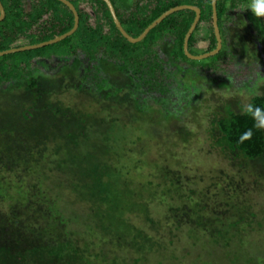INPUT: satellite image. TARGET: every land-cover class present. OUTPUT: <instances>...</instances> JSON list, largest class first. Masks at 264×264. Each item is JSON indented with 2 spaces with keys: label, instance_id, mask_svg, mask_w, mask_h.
<instances>
[{
  "label": "trees",
  "instance_id": "obj_1",
  "mask_svg": "<svg viewBox=\"0 0 264 264\" xmlns=\"http://www.w3.org/2000/svg\"><path fill=\"white\" fill-rule=\"evenodd\" d=\"M66 1L74 7L78 16L77 28L71 36L54 45L31 50L35 52L31 58L10 62L7 58L11 55H7L0 60V93L21 89L19 97H22L20 102L10 107L7 115L3 114L5 119L0 120V122L13 123L9 133L3 132L5 129L0 127V264H94L98 260L96 253L91 254V248L74 238L69 227L71 220L64 217L63 207L56 202L57 199L52 197L49 188L45 186V175L41 171L32 170L34 161L31 157L37 160L38 156L30 152L31 148H36L39 143L49 140L54 149L61 152L66 146L72 150L77 149V138L81 140L85 137L83 127L86 128L87 123L83 120L82 123L85 125L81 126V129L78 126L81 114H74L69 108L54 105V102L47 100V96L52 91L43 88L52 82H46L42 75H38L44 67L41 65L42 62L46 61L54 65L53 73L62 67L78 73V82L73 87L74 91L85 93L95 101L114 96L104 91L108 83L104 78V71H110V75L121 76L124 84L111 87L117 93L124 89L128 100L133 104L131 110L137 115L144 113L149 105H152L163 116L169 118L171 116L174 119L180 114H186L185 108H189V104L196 97L194 89L187 90L176 79L181 73L178 70L181 68L189 70L184 65L186 58L182 44L193 22V12L180 11L168 16L150 30L141 42L131 45L115 29L103 2ZM108 1L114 9L121 28L131 38H137L153 21L170 9L179 6L197 8L200 16L188 39L187 52L192 55L189 50L198 51L199 44L204 46L203 50L199 51L201 55L215 49L211 0H135L129 6L121 3L118 7L111 0ZM246 1L216 0L215 11L221 47L213 56L215 61L211 65L203 69H191L195 75L208 79L213 84L220 78L225 80L230 76L234 80L238 79L235 80L236 83L240 81V76L241 80L250 84L251 77H258L257 73L264 76V28L260 19L255 28L248 22L245 11L240 9V6H245ZM81 3L89 4V12L79 7ZM0 4L4 11V18L0 22V52L53 40L67 33L73 26L70 11L56 0H0ZM238 17L245 20V27L248 29V35L245 37L239 33L236 35L233 31L240 22ZM250 37L251 44L247 42L250 41ZM18 43L22 44L18 45ZM45 48H52V54H48L47 57L42 55ZM236 49L240 52L246 51V54L251 53L249 55L251 57L257 55V60L251 61L253 65L247 66L244 70L242 64L238 62ZM26 53L28 51L24 54ZM5 61L9 63L2 65ZM48 81L52 80L48 79ZM29 99L32 103L20 110ZM42 100L44 103H41ZM249 102L264 110V90L261 89L260 95L251 97ZM238 107L240 111L236 113L231 112L226 117L213 119L211 132L216 136L215 144L234 161L240 162L239 167L244 168L247 165L260 163V159L264 157V130L255 127L259 120H264V111L254 118L245 114L242 107ZM72 118L77 124H73L70 120ZM26 123L31 124L28 133L25 132ZM66 126L70 127V131L61 135L59 129ZM50 127L54 134L49 132V135L44 137L40 130ZM103 154L105 153L100 150V156L94 157L85 152L82 159L85 158L86 162L90 160L89 164L91 162L92 164L88 171L80 173L92 178L91 186L86 187V190L90 191L91 198L98 196L101 201V195L107 196L106 186L110 188L113 185L103 182L107 177V171L110 172L109 163L106 162ZM15 156H18L19 160L14 158ZM77 157L79 158L78 155ZM82 159H78L80 163ZM13 168H18L19 171L10 179L7 175ZM31 172L34 180L32 183H24V177L31 175ZM162 172L167 177V181L163 184L165 187L161 194H164V197L171 194L174 200L175 194L179 197L178 191L173 190L176 188L174 183L176 179L180 181L183 178L179 174H170L167 170ZM51 174L56 176L54 173ZM117 178L118 175L117 177L114 175L115 185L116 182L118 183ZM58 179V177L49 178L54 180V183ZM59 183L63 185L60 180ZM181 195L182 202L186 203L187 197L184 193ZM167 201L165 212H180L182 207L180 203L173 204L171 200ZM195 216L196 220H191L193 224L204 228L200 225L201 222L197 221L199 216ZM184 220L180 219L176 224ZM212 223L209 222L212 230L208 231V236H213L212 233H215V237L223 239L224 234L221 236V230L213 229ZM117 225L119 226V223ZM238 238L240 233L225 238L227 243L225 246L228 250L220 257L216 255V251L219 252L220 249L216 243L212 241L203 243V247L206 246L208 251L217 257L218 261L213 264H263L262 247L259 248L262 252L249 249L247 247L250 245L240 242ZM229 242L232 245L229 246ZM246 242L252 243V240ZM189 257L191 258L189 261H192L190 264L203 263L200 254ZM182 259L184 260L183 257ZM180 262L177 260V264Z\"/></svg>",
  "mask_w": 264,
  "mask_h": 264
},
{
  "label": "rangeland",
  "instance_id": "obj_2",
  "mask_svg": "<svg viewBox=\"0 0 264 264\" xmlns=\"http://www.w3.org/2000/svg\"><path fill=\"white\" fill-rule=\"evenodd\" d=\"M111 1L118 7L121 3L129 6L135 0ZM251 2L252 0H247L240 9L245 11L248 22L255 28L258 19L247 10V5ZM79 7L89 12V4L81 3ZM238 18L240 22L233 31L236 35L239 33L245 37L248 35L245 20ZM247 42L252 43L251 37ZM203 47V44H199L198 51L190 49L192 55L188 54L200 56L199 51ZM51 50L53 49L45 48L42 55L47 57L52 54ZM236 51L239 63L249 62L243 64V67H251V61L257 60V55L251 57V53L246 54V51L240 52L238 49ZM24 53L12 54L7 59L19 62L35 54L33 51H28L26 55ZM185 58L184 65L189 70H178L181 73L176 79L187 90L194 89L196 97L189 108H185L186 114H180L174 119L163 116L152 105L142 114L133 113V104L128 100L124 89L117 93L111 87L123 85L124 79L116 74L110 75V71L103 72L104 78L108 80L104 91L114 96L95 101L85 93L74 91L78 73L65 67L53 73L54 67L49 66V62L41 63L44 67L38 75H42L46 82H52L50 85L46 83L47 86L43 88L52 91L46 99L54 102V105L69 108L74 114H81L78 121L80 128L85 125L83 120L87 123L86 128L83 127L85 139L77 138V149L72 150L66 146L61 152L55 150L49 140L31 148L30 152L38 156L37 160L31 157L34 161L32 170L41 171L45 175V186L63 207L64 217L71 220L69 227L74 238L91 248V254L98 255L94 264H177V260H181L178 264H190L192 261H189V255L197 254H200L203 261L201 264H213L218 261L217 257L206 246L203 247V243H216L220 248L216 255L220 257L228 250L225 246L226 239L235 233H240L237 240L250 245L247 248L264 251V157L260 159V163L239 167L240 162L234 161L215 144L216 136L211 132L213 119L240 111L238 106L242 107L253 97H249V93H261V89L264 90V76L257 73L258 77H251L250 84L241 80L240 76L238 83L235 81L238 79L234 80L230 76L225 80L220 78L218 83L213 84L192 71L208 67L215 61L213 57L200 61ZM5 63L9 62L5 61L2 65ZM20 90L0 93L1 121L10 112V107L22 100L19 97ZM31 103L30 99L25 101L20 110ZM70 120L74 125L77 124L75 119ZM4 122H0V127L5 129L3 132L9 133L13 123ZM24 127L28 133L31 124L26 123ZM59 130L61 135H65L70 127H61ZM40 131L44 137L49 132L53 133L52 127ZM100 150L105 153L103 155L110 166V172L107 171L103 182L113 184L110 188L106 186L108 197L101 195L102 201L98 196L91 198L90 191L86 190V187L91 186L92 178L80 174L88 171L92 164H89L90 160L86 162L85 158L82 159L85 152L99 157ZM14 158L19 160L18 156ZM163 170L179 174L183 178L180 181L176 179L174 183L176 188L173 190L178 191L179 195L173 196L176 197L173 198L175 203L171 194L165 197L161 194L165 187L163 184L167 181ZM18 171V168H13L7 177L13 178ZM49 172L56 176H51ZM114 175H118L116 185ZM32 176L33 172L25 176L23 182L32 183ZM50 177L59 179L54 183V180H49ZM59 180L63 185H60ZM181 193L187 197L186 203L182 202ZM167 200H171L173 204L180 203V212H165ZM194 214L199 216L197 221L204 228L193 224L191 220L195 219ZM180 219L185 220L177 225L176 222ZM209 222H213V229L221 230L223 239L215 237V233L208 236V231L212 230ZM247 240H252V243L246 242ZM231 242L229 246L232 245ZM261 247L262 251L259 249Z\"/></svg>",
  "mask_w": 264,
  "mask_h": 264
},
{
  "label": "water",
  "instance_id": "obj_3",
  "mask_svg": "<svg viewBox=\"0 0 264 264\" xmlns=\"http://www.w3.org/2000/svg\"><path fill=\"white\" fill-rule=\"evenodd\" d=\"M56 1L59 2L60 4H62L63 6H65L70 11V13H71V15L73 17V26H72V28L67 33H65V34H63V35H61V36H59V37H57V38H55L53 40H50V41H47V42H44V43H41V44H38V45L24 46V47L15 48V49L7 50V51H4V52H0V57L7 56V55H12V54H15V53H21V52H25V51L36 50V49H40V48L47 47V46H50V45H54V44H56L58 42H61L65 38L71 36L74 33V31L76 30L77 25H78L77 13H76L74 7L68 1H66V0H56ZM99 1H101V2H103L105 4L115 29L121 35V37L123 39H125L129 44H137V43L141 42L150 30L155 28L159 23H161L168 16H170V15H172L174 13L180 12V11H190V12L194 13V19H193V22H192L191 26L189 27V29L187 30V32H186V34H185V36L183 38L182 51H183L184 55L189 60L200 61V60L207 59V58L215 56L218 53V51L220 50L221 40H220V37H219L218 28H217V19H216V11H215L216 0H211V2H210L211 3L212 28H213V34H214L216 46H215V49L212 52L207 53V54H203V55H200V56H190L188 54V52H187L188 39H189L191 33L193 32L195 26L197 25L198 20H199V16H200V11L197 8H194V7H191V6H179V7L170 9V10L166 11L165 13H163L155 21H153L137 38H131L121 28V25H120L119 21L116 18L114 9L112 8L110 2L108 0H99ZM3 18H4V11H3V8H2V6L0 4V22L3 20ZM260 20H261L262 26L264 28V19H260Z\"/></svg>",
  "mask_w": 264,
  "mask_h": 264
},
{
  "label": "clouds",
  "instance_id": "obj_4",
  "mask_svg": "<svg viewBox=\"0 0 264 264\" xmlns=\"http://www.w3.org/2000/svg\"><path fill=\"white\" fill-rule=\"evenodd\" d=\"M247 10H250L255 18L264 19V0H252V2L247 5ZM258 95H260L259 92L249 93V97ZM242 110L245 114L252 115L254 118L264 111L251 102L242 105ZM255 127L264 130V120H259L255 124Z\"/></svg>",
  "mask_w": 264,
  "mask_h": 264
},
{
  "label": "flooded vegetation",
  "instance_id": "obj_5",
  "mask_svg": "<svg viewBox=\"0 0 264 264\" xmlns=\"http://www.w3.org/2000/svg\"><path fill=\"white\" fill-rule=\"evenodd\" d=\"M248 53H249V52H248ZM44 62H46V61H44ZM240 62H243V61H240ZM247 63H248V61H246L245 63H240V64L243 65V64H247ZM47 64H48V63H47ZM49 66L54 67V65H49ZM246 67H247V66L245 65V66L243 67V69L246 70Z\"/></svg>",
  "mask_w": 264,
  "mask_h": 264
}]
</instances>
